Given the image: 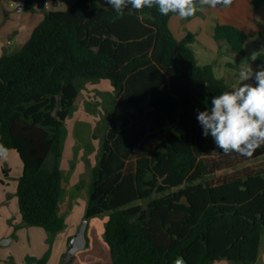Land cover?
Masks as SVG:
<instances>
[{"label": "trees", "instance_id": "1", "mask_svg": "<svg viewBox=\"0 0 264 264\" xmlns=\"http://www.w3.org/2000/svg\"><path fill=\"white\" fill-rule=\"evenodd\" d=\"M174 15L129 6L120 16L105 0H77L47 13L19 52L0 58V144L23 163V221L51 236L66 228L65 123L85 84L107 79L116 99L105 109L85 219L108 216L113 264H174L182 256L189 264H255L264 161H254L264 145L251 157L225 155L203 135L198 110L232 86L215 64L199 63L195 35L175 37ZM214 37L246 55L245 30L218 24Z\"/></svg>", "mask_w": 264, "mask_h": 264}, {"label": "crops", "instance_id": "2", "mask_svg": "<svg viewBox=\"0 0 264 264\" xmlns=\"http://www.w3.org/2000/svg\"><path fill=\"white\" fill-rule=\"evenodd\" d=\"M76 1L77 0H3L0 5V58L4 55L19 52L29 41L34 30L43 22L47 13L51 11L68 10ZM218 24L234 25L250 33H259V31L263 29L262 25H264V7L254 10L251 0H232V4L227 8L223 5H217L216 8L205 6L202 11H198L193 17L184 19L174 15L170 20V27L177 39H184L189 33H192L195 35L196 41H208V47L215 54H218L220 51L222 52L223 47L228 48L229 51L233 50L228 41L223 40L218 42L215 39L214 32ZM112 91L116 96L115 89ZM113 102L109 109L113 106ZM80 117L81 118L78 119L79 121L87 120L86 125L88 124L90 126L89 128L91 131L90 136L94 142L97 141L98 138H96L95 133L97 126L96 123L93 122L92 116L82 112ZM81 135L83 134H81V130H79L77 142L79 141V147L84 151V146H82L80 139ZM74 144H76V141L71 139L70 146L72 148ZM83 151L78 150V164H73L72 170H74L71 171V173L65 174L67 169L63 168L64 165L62 160V169L65 174L64 187L66 188L67 182H69L70 187V195L68 199H65L69 211L66 214L63 213V206L65 204L64 195L61 203L62 216L69 215L71 217L74 215V209L77 208L76 201L78 196L76 195V189L81 184V180L84 179L87 173L96 165V163H90V161L86 160ZM15 157L17 158L16 153L9 151L7 158H0V264L9 263L8 259L14 255L15 251L13 252V248L7 249L9 245H12V247L13 245L14 247H19L20 245L24 246L26 244L34 247V250L31 252V259L34 261L33 264H38L36 261H39V259L47 254L50 237L46 229L36 226H27L24 223L18 197L19 180L16 182L17 184H10L8 180L4 181L3 179L4 170L11 169L8 161H10V158L16 159ZM65 193L66 189L64 194ZM79 227V224L74 223L71 227L66 226V229L57 235L52 246L50 259L45 264H63L64 255L69 248L72 238L78 233ZM90 254L92 253L84 254L81 263L76 262L75 264H102L98 256L92 257ZM106 264H113L112 258L111 262ZM213 264L235 263L228 260H221ZM255 264H264V251L262 247L260 248L258 261Z\"/></svg>", "mask_w": 264, "mask_h": 264}, {"label": "rangeland", "instance_id": "3", "mask_svg": "<svg viewBox=\"0 0 264 264\" xmlns=\"http://www.w3.org/2000/svg\"><path fill=\"white\" fill-rule=\"evenodd\" d=\"M255 10V9H254ZM262 31H259V33L254 32H248L249 38L246 42L245 48H246V55H240L234 50H228V48L223 47L222 52L220 51L218 54H215L209 47H208V41L200 40V42L196 41L192 48L196 53V56L198 58V61L200 64H208L213 63L215 64V73L218 78H224L226 79L232 86V89L238 87L242 82L239 80V65L242 61L245 59L248 60V62L251 64L252 68L254 70H257L260 65H264V63H260L258 60L259 54L264 52V25H262ZM219 42V41H218ZM257 54V60L252 61L251 55L253 53ZM249 83L255 84V80L249 81ZM111 86H110V85ZM114 87L111 84L110 80L104 79L98 82H87L84 86V88L81 89L80 95L76 101L75 107L73 108L71 116L66 120L65 123V138H64V153H63V168L67 169L65 171V174L71 173L73 164L77 163V155L78 150L83 151V149H80L79 147V141L77 142V137L79 135V130H81V142L82 146H84L83 155H85L86 160L91 162H94L97 164L98 158L101 153V139L103 135V127H104V119H105V109H109L111 106L113 100L116 99V96L112 93ZM98 111V112H97ZM82 112L88 113L92 116L93 122L96 123V130L95 133L97 134V141H93L92 137L90 136V126L87 124V120H81L80 119ZM98 124V125H97ZM99 128V129H98ZM101 128V129H100ZM76 141V144H74V147L72 148L70 146V140ZM76 147V149H75ZM88 149V151H87ZM72 150V151H71ZM71 151V152H70ZM12 153H16L17 158L13 159L10 158V161H8V164L10 165V170H4L3 173V179L8 180L10 184H17L22 171V160L16 150H10ZM1 161V160H0ZM264 157L258 160H255L254 162H263ZM87 173V172H86ZM91 173L92 170L87 173L84 179L81 180V184L76 189V195L77 196V208L74 209V215L71 217L69 215H65V219H67L66 226L71 227L73 224H79L81 227L84 223L85 215H86V209H87V203L89 199V186L91 180ZM2 181V182H4ZM89 182V184H88ZM66 193L63 195L64 200L68 199L70 195V187L69 182H67L66 185ZM17 196V195H16ZM65 204L63 206V213L66 214L68 210V204ZM74 203V204H76ZM146 204V203H144ZM67 206V207H66ZM63 214V215H64ZM69 216V217H68ZM83 216V217H82ZM108 216H100L93 218L89 220V225L87 229V236H88V244L90 239V244L83 250L79 251L76 256L74 257L73 261L70 262V264L81 263V259L84 254L86 253H92L90 254L93 256H98L100 262L102 264H106L111 262V249L109 244L106 241L105 238V230H106V224H107ZM28 226V225H27ZM79 227V229H80ZM66 229V228H65ZM64 229V230H65ZM63 230V231H64ZM62 231V232H63ZM60 232V233H62ZM49 234V233H48ZM59 235V233L57 234ZM56 236H51L49 234V248L47 250V254L44 255L39 261H36L38 264H45L50 259V254L52 251L53 243L56 239ZM262 250L264 251V237H263V243H262ZM14 255H12L11 258H9V263L5 264H33L34 261L31 259V252L34 250V247L31 245H20L19 247H12V245H9L7 249H12ZM68 251V250H67ZM67 253V252H66ZM66 255V254H65ZM64 255V256H65ZM30 258V259H29ZM66 262V259L64 257L63 263Z\"/></svg>", "mask_w": 264, "mask_h": 264}, {"label": "clouds", "instance_id": "4", "mask_svg": "<svg viewBox=\"0 0 264 264\" xmlns=\"http://www.w3.org/2000/svg\"><path fill=\"white\" fill-rule=\"evenodd\" d=\"M117 14L131 7L137 11L157 7L163 16L175 14L180 18H190L205 6L227 8L232 0H105ZM257 54L251 60H257ZM238 87L224 91L211 99V106L198 110L197 120L205 137L211 136L217 148L225 155L237 153L251 157L264 145V65L254 70L247 59L239 65ZM255 80V84L249 81ZM10 150L0 144V158H7Z\"/></svg>", "mask_w": 264, "mask_h": 264}, {"label": "water", "instance_id": "5", "mask_svg": "<svg viewBox=\"0 0 264 264\" xmlns=\"http://www.w3.org/2000/svg\"><path fill=\"white\" fill-rule=\"evenodd\" d=\"M89 221L85 220L82 226L80 227L78 233L72 238L68 251L65 255V259L68 263L73 261L75 255L85 249L88 245V236H87V229H88ZM174 264H189L188 261L182 256L177 259Z\"/></svg>", "mask_w": 264, "mask_h": 264}]
</instances>
